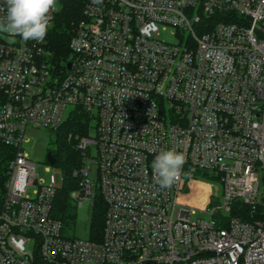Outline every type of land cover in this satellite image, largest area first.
<instances>
[{"label": "built area", "instance_id": "built-area-1", "mask_svg": "<svg viewBox=\"0 0 264 264\" xmlns=\"http://www.w3.org/2000/svg\"><path fill=\"white\" fill-rule=\"evenodd\" d=\"M47 35L0 40V144L14 150L0 264H264V0H90L59 65ZM69 107L95 122L94 137L78 138L70 197L93 206L95 161L100 240L65 232L52 213L61 185L23 148L29 127L56 130ZM170 149L186 162L161 188L152 162ZM197 168L223 185L207 220L178 203L185 170ZM238 201L249 220L232 215Z\"/></svg>", "mask_w": 264, "mask_h": 264}, {"label": "trees", "instance_id": "trees-1", "mask_svg": "<svg viewBox=\"0 0 264 264\" xmlns=\"http://www.w3.org/2000/svg\"><path fill=\"white\" fill-rule=\"evenodd\" d=\"M90 0H57L60 7L54 18L53 25L47 35L48 50L52 61L59 65L70 54L69 43L74 33L76 22L83 18V10ZM91 118L82 108H74L59 128L56 129L54 149L50 151L63 176L61 187L57 190L53 201V217L63 223L66 232L71 235L72 225L75 222L76 211L70 193L79 188L80 177L74 171L82 166L80 151L73 141V136H86L89 133ZM14 155V150L0 144V208L5 195V183L8 178V164ZM93 204V217L90 226L89 238L100 240L103 233L105 218V203L100 195L95 196ZM249 208L241 202H236L232 215L249 220Z\"/></svg>", "mask_w": 264, "mask_h": 264}, {"label": "rangeland", "instance_id": "rangeland-1", "mask_svg": "<svg viewBox=\"0 0 264 264\" xmlns=\"http://www.w3.org/2000/svg\"><path fill=\"white\" fill-rule=\"evenodd\" d=\"M162 37V35H161ZM166 38V37H164ZM9 37L5 34H0V40L9 42ZM69 57V56H68ZM73 110L69 107L66 111L65 119ZM95 122H92L89 129V136H95ZM56 137V130L46 128L29 127L26 131V140L23 148L30 155L31 159L36 163V172L38 175L48 180L49 176L54 173L57 183L62 185V172L54 166L52 167L47 161V153L54 149V140ZM83 137V136H82ZM79 136L69 135L68 139L73 141L76 145ZM92 158H96L95 148H90ZM50 167V172L46 168ZM89 180L92 184V191L96 197L100 195L99 182L97 174V165L93 161L90 164ZM223 198V185L220 180L211 172L206 170L186 169L184 174V182L181 191L178 195V203L198 210L194 219H209V215L204 213L208 209L213 208L215 201L221 202ZM95 199V198H94ZM73 201V200H72ZM95 201V200H94ZM76 211L75 222L72 225V236L86 239L90 234V226L93 217V206L90 201H86L82 206L76 201H73ZM66 232V230H65Z\"/></svg>", "mask_w": 264, "mask_h": 264}, {"label": "clouds", "instance_id": "clouds-1", "mask_svg": "<svg viewBox=\"0 0 264 264\" xmlns=\"http://www.w3.org/2000/svg\"><path fill=\"white\" fill-rule=\"evenodd\" d=\"M100 5L103 0H91ZM6 14L0 17V34L7 35L9 43L16 37L23 41L43 42L51 27V12L58 10L57 0H5ZM186 162L182 152L175 149L162 150L152 162L156 183L161 188H170L180 177Z\"/></svg>", "mask_w": 264, "mask_h": 264}, {"label": "water", "instance_id": "water-1", "mask_svg": "<svg viewBox=\"0 0 264 264\" xmlns=\"http://www.w3.org/2000/svg\"><path fill=\"white\" fill-rule=\"evenodd\" d=\"M47 160H48V162L51 165H54L55 164V159H54L53 155L50 152L47 153Z\"/></svg>", "mask_w": 264, "mask_h": 264}]
</instances>
